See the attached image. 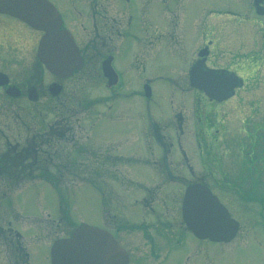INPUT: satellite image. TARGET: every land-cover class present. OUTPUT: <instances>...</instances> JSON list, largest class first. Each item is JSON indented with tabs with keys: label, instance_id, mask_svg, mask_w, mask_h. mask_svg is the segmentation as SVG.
Returning <instances> with one entry per match:
<instances>
[{
	"label": "flooded vegetation",
	"instance_id": "obj_1",
	"mask_svg": "<svg viewBox=\"0 0 264 264\" xmlns=\"http://www.w3.org/2000/svg\"><path fill=\"white\" fill-rule=\"evenodd\" d=\"M47 1L75 43L82 68L67 78L51 75L36 58L41 33L0 11V109L70 108L66 98L76 102L77 75L85 71L91 79V186L99 199L92 226L104 232L91 243L102 249L106 241L101 256L109 258L116 246L124 264H162L188 247L191 261L200 255L201 264H208L210 242L195 238L181 216L185 190L195 185L215 196L237 223L233 240L249 223V238L254 243L261 231L264 243V0L229 1L220 8L197 0L194 9L184 0ZM162 64L169 65L166 73L178 68L177 79L186 78L189 89L177 92L183 104L176 101L179 109L173 107L164 125L155 120L160 112L152 90ZM130 77L143 78L137 93L129 90ZM100 89L107 94L103 103ZM127 91L138 94V104L115 102ZM232 100L235 122L229 129L226 104ZM187 126L192 152L182 142ZM50 128L46 124L43 133ZM46 135L40 141L49 147ZM38 137L24 150L33 157L29 168L58 183V173L47 174L59 151L35 147Z\"/></svg>",
	"mask_w": 264,
	"mask_h": 264
},
{
	"label": "rangeland",
	"instance_id": "obj_2",
	"mask_svg": "<svg viewBox=\"0 0 264 264\" xmlns=\"http://www.w3.org/2000/svg\"><path fill=\"white\" fill-rule=\"evenodd\" d=\"M196 1L184 0V5L194 9ZM199 1L207 4L209 8H220V6L227 5L229 1L239 5L240 0ZM243 8L244 6L241 7L242 10ZM163 64L161 79L152 84V90L155 93L154 105L157 104L158 112H160L155 120L161 125L170 123L173 107L176 110L179 109L176 101L179 100L178 103L183 104L177 92L189 91L186 78L177 79L176 72L179 69L176 68L174 72L166 73L169 65ZM77 78H79L80 87L77 88L78 91L76 90V102L73 103L74 100L66 98V101H71L70 108L54 109L50 105L45 110L0 109V163L2 169H5L0 176V264H13L14 262L13 231L21 236L20 242L23 243L28 255V264H49V248L54 240L67 236L75 226L81 223L92 226L98 220L99 199L96 190L91 186L93 174L91 150L94 146L93 137L90 136L92 132L90 125L94 120L90 104L94 86L91 84V79L85 76V71L79 73ZM142 80L143 78H128L129 90L137 93ZM98 84L100 85L101 82L99 81ZM128 91L125 95L129 94V96L116 99L115 102L121 101L127 106L138 104L140 101L136 96L138 94L130 95L131 91ZM100 93L99 101L101 102L107 94L102 89ZM183 96L186 97L189 94L184 93ZM185 106L188 112L189 106ZM99 107L103 112V105L100 104ZM233 108L234 101L232 100L226 104L228 115L225 125L229 129H233L235 122ZM150 112H154L153 106L150 107ZM59 123L66 126L61 128ZM46 124L51 127L50 132L44 131L43 133ZM48 132L54 137L47 136ZM43 134L51 140L49 147L41 145L40 139H45L41 137ZM58 134L65 137L61 139L57 136ZM105 134L103 133L102 138ZM33 136H39L35 139V147L59 151L52 159L49 174H47V177L52 175L57 177L55 173H58L60 175L58 183L52 184L45 181L39 175L42 170H36L33 166L29 168L33 157L26 155L24 150L28 149ZM103 139L106 140L105 137ZM183 141L187 150L191 152L195 150L188 126L182 137ZM191 161L192 165H198L195 153L192 154ZM102 185H107L106 179L103 180ZM231 208L234 209L233 204ZM243 224L245 226L242 227V232L238 233L231 242L227 244L207 243L209 247L208 264H264V243L261 231L254 234L257 240L254 239L253 243L249 238L253 233L251 230V233L249 232V223ZM8 229L12 230L9 231L10 234L7 232ZM246 242L247 249L239 248L243 247ZM188 255V247H185L184 251L177 250L172 253L170 258L162 264H195V261L196 264L202 263V256H194L191 261L190 255L187 259Z\"/></svg>",
	"mask_w": 264,
	"mask_h": 264
},
{
	"label": "water",
	"instance_id": "obj_3",
	"mask_svg": "<svg viewBox=\"0 0 264 264\" xmlns=\"http://www.w3.org/2000/svg\"><path fill=\"white\" fill-rule=\"evenodd\" d=\"M0 11L42 32L36 56L50 74L65 78L81 68V59L71 36L60 29L59 16L46 0H0ZM181 211L184 222L196 238L228 242L236 232V223L217 199L201 186L185 190ZM103 234L93 227L79 225L68 238L53 242L49 251L50 264H124V256L116 246L109 249L107 258L104 252L101 256L106 241L102 249L100 245H92L91 240L96 236L104 237Z\"/></svg>",
	"mask_w": 264,
	"mask_h": 264
},
{
	"label": "trees",
	"instance_id": "obj_4",
	"mask_svg": "<svg viewBox=\"0 0 264 264\" xmlns=\"http://www.w3.org/2000/svg\"><path fill=\"white\" fill-rule=\"evenodd\" d=\"M17 239L14 247V254H16L15 260H17L20 264H25L27 261V255Z\"/></svg>",
	"mask_w": 264,
	"mask_h": 264
}]
</instances>
